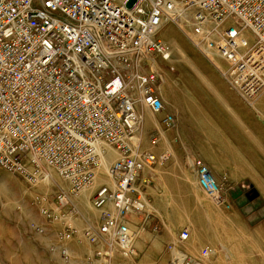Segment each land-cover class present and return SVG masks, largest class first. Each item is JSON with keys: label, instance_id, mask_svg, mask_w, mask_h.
<instances>
[{"label": "rangeland", "instance_id": "rangeland-1", "mask_svg": "<svg viewBox=\"0 0 264 264\" xmlns=\"http://www.w3.org/2000/svg\"><path fill=\"white\" fill-rule=\"evenodd\" d=\"M172 3L158 33L171 48L170 59L129 57L138 71L158 73L156 89L174 121L167 124L166 112L137 105L142 119L133 143V138L127 142L131 149L100 141V165L79 187L45 162L24 159L15 167L0 162V264H173L178 258L183 264H264V171L254 172L261 183L244 171L246 163L249 171L257 169L249 165L255 151L264 155V106L255 103L264 94L254 101L245 96L233 68L240 54L233 60L221 54L222 43L232 42L220 21L207 19L209 34L196 35L184 0ZM207 36L214 47L203 41ZM234 39L246 51L255 38L246 27ZM209 67L219 69L228 83L226 104H216L206 80L199 79ZM127 155L138 163L131 195L142 202L140 209L121 215L120 222H131L130 250L112 241L114 227L104 232L107 216H117L114 206L96 205L98 190L117 182L111 167ZM198 160L219 182L218 192L210 195L202 187ZM162 229L167 255L146 258L150 251L138 247L140 236Z\"/></svg>", "mask_w": 264, "mask_h": 264}, {"label": "built area", "instance_id": "built-area-1", "mask_svg": "<svg viewBox=\"0 0 264 264\" xmlns=\"http://www.w3.org/2000/svg\"><path fill=\"white\" fill-rule=\"evenodd\" d=\"M174 1L0 0V162L10 167L24 159L45 162L77 187L91 181L100 165V141L122 146L136 134L139 118L131 88L144 93L143 102L153 111L165 108L158 78L135 69L129 54L170 59L171 48L158 33ZM185 4L196 10V34L202 35L198 25L207 17L221 22L223 35L232 42L222 53L241 54L240 67H251L241 86L254 101L264 92V0ZM231 15L240 17L239 27L227 24L236 19ZM246 27L253 29L256 46L245 51L233 37ZM208 37L203 41L212 46ZM165 120L171 123L174 117L168 114ZM137 165L128 155L116 162L111 169L116 193L105 186L97 193L98 207L113 198L118 209L117 216H107L104 232L110 227L125 232L129 226L120 218L142 206L141 198L131 195ZM197 166L202 187L210 195L219 191L201 160Z\"/></svg>", "mask_w": 264, "mask_h": 264}, {"label": "bare ground", "instance_id": "bare-ground-1", "mask_svg": "<svg viewBox=\"0 0 264 264\" xmlns=\"http://www.w3.org/2000/svg\"><path fill=\"white\" fill-rule=\"evenodd\" d=\"M184 2H185V0H184ZM186 5V4H185ZM187 7V6H186ZM192 13H193V17H192V20H193V25H192V29H193V32L195 33V29H194V27H195V25H196V23H197V21H196V10H193V9H189ZM239 15H241L240 13H239ZM231 16H234V17H236L237 19H238V21L239 20H241L240 19V17L238 16V15H231ZM166 15L164 16V19H163V24H162V27H161V29H163L164 28V20L166 19ZM207 19H212L213 21H218L216 18H213V17H207V18H205L203 21H201L200 22V25H198L199 27H200V31H202L203 33H202V35H204V34H209L208 32H206L205 31V25H206V21H207ZM242 22V21H241ZM242 24H244V23H242ZM248 29H252L251 27H247ZM160 29V30H161ZM253 30V29H252ZM252 30L250 31L251 33H252ZM196 34V33H195ZM196 35H200V34H196ZM226 38V37H225ZM255 38V37H254ZM105 41H103V43H104ZM214 43V42H213ZM210 45V47H214L215 46V43L211 46V44H209ZM256 46V42L254 41L253 42V44L250 46V47H255ZM223 47H230L229 45H228V41H225V42H223L222 43V45H221V47H220V51H221V54L225 57V55L222 53V48ZM240 56H242L241 54H240ZM239 56V57H240ZM235 57H236V55H235ZM235 57H226V58H228V59H230V60H233V58H235ZM151 58H153V57H151ZM241 66V64H240V60L238 59V60H236L235 61V64H234V72L239 76V78H240V80H241V85H243L242 83L244 82V81H246L247 80V72H248V69L249 68H251V67H248V66H243L242 68L240 67ZM137 69H138V66L136 67ZM144 73H151V74H154L155 76H156V79L157 78H159V75H158V73L157 72H155V71H150V72H144ZM243 87V86H242ZM264 88V87H263ZM244 90V89H243ZM130 93H131V96H132V98H133V104H134V108H135V112H136V114H137V117L139 118V121L137 122V129H136V134L138 133V131H139V129H140V124H141V119L142 118H140V116L138 115V111H137V108H136V106L137 105H139V104H142L143 106H147L143 101H144V93H141L139 90H137L136 88H131V90H130ZM264 94V92H261L260 93V95H263ZM160 95V94H159ZM259 95V96H260ZM161 97V96H160ZM264 95L262 96V97H260L258 100H257V98L255 99V100H257V101H255V103L256 104H258V103H260L261 102V105H263L264 106ZM161 99H162V101H163V98L161 97ZM263 99V100H262ZM163 104H164V106H165V104L166 103H164V101H163ZM153 113H156V114H162L163 112H166L165 111V109L162 111V112H155V111H153L149 106H147ZM168 114H170V112H166V114H165V116H167ZM172 115V114H171ZM142 117V116H141ZM164 120H165V117H164ZM165 122H166V120H165ZM167 124H170V122H166ZM133 141H134V137H133V139L131 140V142L133 143ZM114 142H116V141H114ZM114 142H111V144L112 145H114V146H116V144L114 143ZM110 143V142H109ZM119 149H120V147H118ZM231 148L228 146L227 147V154L228 155H230V157H233V151H231L230 150ZM233 159L234 160H236V158L235 157H233ZM249 165H251L253 168L254 167H257V169H253V170H250L249 171V169H248V163H246V165L244 166V171H247L246 173L247 174H249L250 176H253V174H254V176L253 177H255V176H257V181H259L260 183H261V181H260V176L258 175V174H255L254 172H255V170H256V173H257V171L258 170H260V171H264V155H260L257 151H255L254 153H253V161H252V163H249ZM112 168V167H111ZM206 168L209 170V175L212 177V179L214 180V182H215V184H216V186H217V189H220V184H218L219 182H217V180L215 179V177L213 176V174L211 173V171H210V169L206 166ZM253 173V174H252ZM110 174H111V171H110ZM111 177H113L112 176V174H111ZM199 181H200V179H199ZM202 185V184H201ZM110 188L111 189H109L110 190V194H115L116 193V190H117V188H118V184H117V182L115 183L114 181H113V183H112V185L110 186ZM99 191V190H98ZM216 192H218V191H216ZM216 192H214V193H216ZM213 194V193H212ZM109 203H111L113 206H114V208H115V211L117 212V205H116V201L113 199V198H110L109 200H108V202L106 203V205L107 204H109ZM99 208H101V207H99ZM118 213V212H117ZM121 220H122V218H121ZM128 223H131L130 221L128 222ZM128 223H126L127 224V226H128ZM115 228V227H114ZM129 228V227H128ZM116 232V229H113V232H112V241H113V239L118 243V245H120L123 249L125 248V249H129L130 250V248L128 247L129 246V244H131V241L133 242V239H132V233H131V231H130V229H127V230H125V232H121V234L120 233H115ZM183 262V260L181 259V258H178V260L177 261H175L173 264H183L182 263Z\"/></svg>", "mask_w": 264, "mask_h": 264}, {"label": "crops", "instance_id": "crops-1", "mask_svg": "<svg viewBox=\"0 0 264 264\" xmlns=\"http://www.w3.org/2000/svg\"><path fill=\"white\" fill-rule=\"evenodd\" d=\"M208 69L210 71H208V74H200L199 79H202V82H204V80H206L205 85L210 87L209 91L211 92V96L214 100V102L216 104H223L227 102L228 100V83L226 82V80L223 78V76L219 73V69L218 71L215 68H211ZM224 79V80H223ZM175 84L176 83L175 81ZM202 83H199L198 86H201ZM179 89H182L180 86H178ZM176 101H179V97H177ZM143 107L141 108L140 105V110H142ZM209 117V116H208ZM210 119V117L208 118ZM208 126V125H207ZM214 128H216L219 132H224L225 130H223L220 127H217L216 124L213 123ZM226 128V127H225ZM203 132L206 130H202ZM166 159H163L162 162H164ZM163 164H160L159 166H162ZM166 165V164H165ZM164 166V165H163ZM178 176V175H177ZM143 179V177H141V180ZM180 182V181H179ZM145 231H148L147 233ZM143 231V235L140 236L139 238V242H138V247L140 248H149V254L145 255L146 258H152V257H156V258H164L167 253L165 252V249L163 250L165 244L167 243L166 238H165V232L162 230L161 233H159L158 231H151V230H145Z\"/></svg>", "mask_w": 264, "mask_h": 264}]
</instances>
